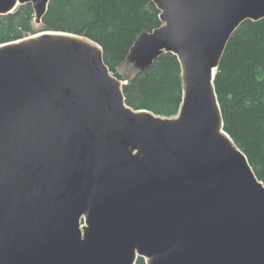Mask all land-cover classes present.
Masks as SVG:
<instances>
[{
	"label": "water",
	"instance_id": "1",
	"mask_svg": "<svg viewBox=\"0 0 264 264\" xmlns=\"http://www.w3.org/2000/svg\"><path fill=\"white\" fill-rule=\"evenodd\" d=\"M51 0L30 3L41 24ZM139 71L164 52L182 101L163 117L126 105L125 81L85 36L0 44V264H264V182L224 130L214 77L264 0H154Z\"/></svg>",
	"mask_w": 264,
	"mask_h": 264
},
{
	"label": "trees",
	"instance_id": "2",
	"mask_svg": "<svg viewBox=\"0 0 264 264\" xmlns=\"http://www.w3.org/2000/svg\"><path fill=\"white\" fill-rule=\"evenodd\" d=\"M159 14L154 0H51L42 25L97 42L110 72L126 82V105L173 117L182 101L177 56L164 52L144 71L128 60L139 35L162 24ZM33 24L30 3L0 15V44L32 35ZM213 82L224 130L264 182V18L245 20L233 32ZM135 264L146 263L138 257Z\"/></svg>",
	"mask_w": 264,
	"mask_h": 264
},
{
	"label": "rangeland",
	"instance_id": "3",
	"mask_svg": "<svg viewBox=\"0 0 264 264\" xmlns=\"http://www.w3.org/2000/svg\"><path fill=\"white\" fill-rule=\"evenodd\" d=\"M33 31H34V33H39V32L48 31V30L45 29V27L42 25V23L41 24L34 23L33 24Z\"/></svg>",
	"mask_w": 264,
	"mask_h": 264
}]
</instances>
